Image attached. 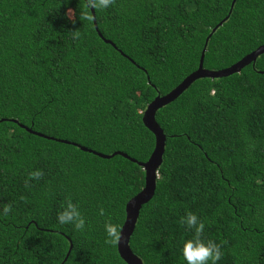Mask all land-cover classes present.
I'll return each instance as SVG.
<instances>
[{"label":"trees","instance_id":"16d2710c","mask_svg":"<svg viewBox=\"0 0 264 264\" xmlns=\"http://www.w3.org/2000/svg\"><path fill=\"white\" fill-rule=\"evenodd\" d=\"M232 1L113 0L93 9L100 37L85 0H0V264H127L105 225L120 231L144 185L138 162L154 135L143 111L197 69L206 39L210 70L264 44V0ZM155 119L164 153L131 251L184 264L193 232L181 220L193 213L220 246L217 264H264V52L194 80ZM68 202L83 229L58 223Z\"/></svg>","mask_w":264,"mask_h":264},{"label":"water","instance_id":"95a60500","mask_svg":"<svg viewBox=\"0 0 264 264\" xmlns=\"http://www.w3.org/2000/svg\"><path fill=\"white\" fill-rule=\"evenodd\" d=\"M235 0L232 1L231 7L233 6ZM92 17H93V24L95 29L98 32V35L102 37L101 33L98 30V26L96 23V18L94 15V10L91 9ZM220 21L213 29L214 31L218 26H220L224 20ZM106 42L111 43L113 46L114 44L107 39H104ZM207 41V39H206ZM206 41L203 46V49L201 51L199 63L197 69L192 71L190 74H188L177 86H175L173 89H171L169 92H167L164 95H158L156 96L145 108V110L142 113V122L145 125V127L154 135V148L149 155L148 159L143 162H138V164L142 167L144 171V185L143 187L132 197L130 198L126 204H125V220L120 228L119 231V237L117 238V251L121 259L127 263V264H143L141 259L137 257L130 249L129 247V239L130 236L134 230L135 223L139 214V210L141 206L145 203H147L154 195L155 189H156V180H157V170L162 162V155L164 153V147H165V139L166 136L162 130V128L159 126L155 119V112L156 110L167 104L168 102L174 100L179 94H181L194 80L202 77H208V78H218V77H224L228 76L230 74H233L235 72H238L243 68L244 66L254 62L256 58L264 52V44L257 47L255 50L251 51L244 57H242L240 60L235 62L234 64L223 68L219 70H210L205 69L203 67V57L204 52L206 48ZM15 122L17 120H14ZM29 131H32L31 129H28ZM33 133L39 135V136H45L44 134H41L36 131H32ZM64 143H71L67 140H61ZM77 146H80L83 150L93 152L103 158L111 157L115 154L122 155L125 158H128L132 161H136L134 158H131L126 153L121 151H115L111 154H103L100 152L93 151L91 149H88L84 146H81L77 143H73ZM71 247V246H70ZM70 250V249H69ZM69 254V251L67 255ZM66 255V257H67Z\"/></svg>","mask_w":264,"mask_h":264},{"label":"clouds","instance_id":"9594fccd","mask_svg":"<svg viewBox=\"0 0 264 264\" xmlns=\"http://www.w3.org/2000/svg\"><path fill=\"white\" fill-rule=\"evenodd\" d=\"M113 3V0H85L84 16L89 21L92 16L88 15V10L91 9H107ZM75 21H73L74 23ZM33 176L38 177L39 172L33 173ZM11 211L10 206L3 207V213L7 214ZM58 223L61 225L71 224L75 229L81 230L85 227V219L77 205L68 202L57 215ZM181 223L185 224L188 229L192 230L193 234L189 238L182 241L180 253L184 264H217L221 259L222 252L220 246L212 240H204L201 238V233L204 230V223L198 221V218L193 213H187L182 218ZM105 231L108 237L113 240L119 237L118 229L115 225L108 223L105 225Z\"/></svg>","mask_w":264,"mask_h":264}]
</instances>
